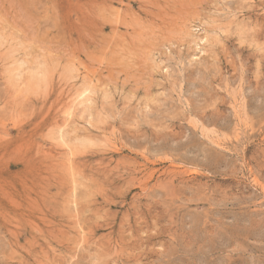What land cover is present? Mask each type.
Wrapping results in <instances>:
<instances>
[{
    "label": "rangeland",
    "instance_id": "rangeland-1",
    "mask_svg": "<svg viewBox=\"0 0 264 264\" xmlns=\"http://www.w3.org/2000/svg\"><path fill=\"white\" fill-rule=\"evenodd\" d=\"M0 264H264V0H0Z\"/></svg>",
    "mask_w": 264,
    "mask_h": 264
},
{
    "label": "bare ground",
    "instance_id": "bare-ground-1",
    "mask_svg": "<svg viewBox=\"0 0 264 264\" xmlns=\"http://www.w3.org/2000/svg\"><path fill=\"white\" fill-rule=\"evenodd\" d=\"M87 101V100H86ZM89 106V105H88ZM61 138V137H60Z\"/></svg>",
    "mask_w": 264,
    "mask_h": 264
}]
</instances>
